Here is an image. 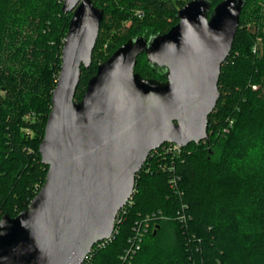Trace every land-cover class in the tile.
I'll return each instance as SVG.
<instances>
[{
    "label": "trees",
    "instance_id": "16d2710c",
    "mask_svg": "<svg viewBox=\"0 0 264 264\" xmlns=\"http://www.w3.org/2000/svg\"><path fill=\"white\" fill-rule=\"evenodd\" d=\"M90 1L103 17L76 101L120 46L167 33L191 0ZM208 1L209 17L222 0ZM63 3L0 0V219L25 210L45 181L39 145L72 17ZM134 70L166 80L145 54ZM218 89L208 138L178 153L166 152V143L148 155L117 214V233L95 244L83 264H264V0H245Z\"/></svg>",
    "mask_w": 264,
    "mask_h": 264
},
{
    "label": "water",
    "instance_id": "95a60500",
    "mask_svg": "<svg viewBox=\"0 0 264 264\" xmlns=\"http://www.w3.org/2000/svg\"><path fill=\"white\" fill-rule=\"evenodd\" d=\"M245 0H191L178 23L137 37L97 67L80 101L81 68L91 65L103 12L90 0H64L71 13L51 110L39 145L45 181L25 210L0 219V264H83L109 240L132 198L135 176L166 143L208 138V117ZM166 70V80L135 73L137 59Z\"/></svg>",
    "mask_w": 264,
    "mask_h": 264
},
{
    "label": "built area",
    "instance_id": "2783aa9c",
    "mask_svg": "<svg viewBox=\"0 0 264 264\" xmlns=\"http://www.w3.org/2000/svg\"><path fill=\"white\" fill-rule=\"evenodd\" d=\"M181 150V147H179L178 145H176V144H170L169 143V145L165 148V151L166 152H176V153H178L179 151ZM130 201V200H129ZM128 201V202H129ZM127 202V203H128ZM116 222V221H115ZM117 225H115V230H114V233H113V235H112V237L114 236V234H116L117 233ZM148 229H149V223H146L145 225L143 224V226L142 227H139L138 229H137V232H136V235L138 236V238H139V240H141L142 238H143V236L145 235V233L148 231ZM111 237V238H112ZM110 238V239H111ZM105 241H107V240H105ZM105 241H102V243H104ZM135 247V249L137 250L138 248H139V246L138 245H136V246H134ZM130 253V252H129Z\"/></svg>",
    "mask_w": 264,
    "mask_h": 264
}]
</instances>
